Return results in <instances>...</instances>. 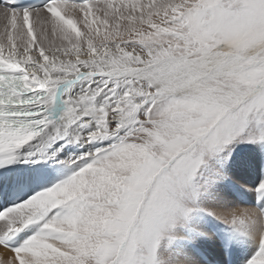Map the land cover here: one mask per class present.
Instances as JSON below:
<instances>
[{
	"label": "snow or ice",
	"instance_id": "snow-or-ice-1",
	"mask_svg": "<svg viewBox=\"0 0 264 264\" xmlns=\"http://www.w3.org/2000/svg\"><path fill=\"white\" fill-rule=\"evenodd\" d=\"M0 264H264V0H0Z\"/></svg>",
	"mask_w": 264,
	"mask_h": 264
},
{
	"label": "bare ground",
	"instance_id": "bare-ground-1",
	"mask_svg": "<svg viewBox=\"0 0 264 264\" xmlns=\"http://www.w3.org/2000/svg\"><path fill=\"white\" fill-rule=\"evenodd\" d=\"M9 255H10L9 253H5L3 252V250H0V257H2L3 259L6 260Z\"/></svg>",
	"mask_w": 264,
	"mask_h": 264
}]
</instances>
